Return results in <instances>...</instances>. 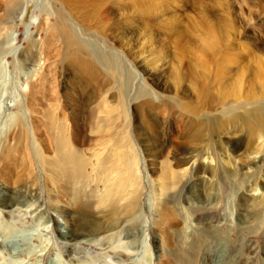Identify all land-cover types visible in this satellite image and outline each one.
Returning <instances> with one entry per match:
<instances>
[{
  "label": "rangeland",
  "instance_id": "obj_1",
  "mask_svg": "<svg viewBox=\"0 0 264 264\" xmlns=\"http://www.w3.org/2000/svg\"><path fill=\"white\" fill-rule=\"evenodd\" d=\"M7 1L0 0V5L4 7ZM27 6L24 23L13 38L16 53L0 57V133L18 114L25 117L29 130L32 127L31 115L19 106L28 94L25 78L30 69L17 63L19 54L28 50L29 36L46 46V30L39 29V20L32 19L51 13L49 19L54 20V13L59 11L71 14L88 35L97 38L106 53L111 68L105 75L116 85L109 92L126 94L133 100L127 105V134L135 153L134 172L143 192V209L129 216L130 222L114 220L117 225L112 223L114 217L78 211L72 225L67 224L69 231L63 223L59 226L54 217L59 210L67 214L60 209L67 191L50 182L32 160L34 137L29 133L27 147L16 149V155L13 151L9 154L16 156L15 160L0 159V200L5 198L6 202L0 209L22 207L17 216L6 212L0 216V264H109L119 250H130V254L120 255L115 264H264V208L255 210L250 202L243 203L237 190L245 188L252 177V169L243 167L247 159H238L231 149L220 151L216 144L215 159L227 181L218 189L222 193L220 206L204 211L202 222L196 219L200 211L197 213L194 206L186 211L179 207L174 219L177 225L166 228L154 218L155 197L166 191L160 187L165 173L169 169L180 172L170 156L155 159L152 154L158 139L171 135L189 145L193 139L186 133L187 121L200 115L212 116L229 106H264V0H30ZM45 53V49L38 51L36 57ZM72 78L65 73L58 90H68ZM155 84L160 86L162 98H145L143 89ZM147 99L151 100L149 105H141ZM112 104L109 101L108 105ZM244 110H249L254 119L243 128H264L263 108ZM257 143V135L252 132L242 141L252 149ZM257 168L255 176L264 179V165ZM91 182L95 189L98 183ZM108 182L116 184L117 176H109ZM102 188L97 186L94 194ZM253 213H257L255 219ZM211 218L222 222L219 229L226 230L227 235H210L213 231L205 221ZM79 221L97 229V233L78 232L75 236ZM240 222L245 227L242 231L237 225ZM195 224L202 226L197 230ZM178 226H182L180 232ZM118 231L123 233L120 238L112 235Z\"/></svg>",
  "mask_w": 264,
  "mask_h": 264
},
{
  "label": "bare ground",
  "instance_id": "obj_2",
  "mask_svg": "<svg viewBox=\"0 0 264 264\" xmlns=\"http://www.w3.org/2000/svg\"><path fill=\"white\" fill-rule=\"evenodd\" d=\"M29 2L30 0H10L4 7L3 4L0 5V57L8 52L16 53L13 38L17 35L18 26L24 23L23 19ZM45 14L46 16L42 14L41 17L32 19L37 23L39 20L38 28L46 30L45 48L44 44L40 45L31 35L28 50L20 53L17 61L19 65L22 64L30 69L25 78L26 86L29 85L28 94L25 100L20 101L19 106L31 115L32 127L29 130L25 125V117L18 114V117L11 121V125L0 133V159L7 160L12 151L27 147L26 137L30 133L34 137L32 160L41 166L42 172L47 175L50 182L53 181L57 187L67 191L63 207L60 208L67 214L56 209L58 212L54 217L59 226L63 223L69 231L67 224L72 225L78 211L84 215L96 213L97 217L103 215L114 217L112 223L115 225L119 221L130 222L129 216H135L140 208L143 209L141 203L143 192L134 172L135 153L132 149V139L127 134L129 120L127 105L132 104L133 100L126 94L124 98L123 95L118 96L117 92H109L116 85L114 86L115 83H111L110 78L105 75V72L109 74L111 66L109 62L107 63L106 53L98 45L95 36L88 35L86 29L81 27V23L74 21L72 15L67 12H55L54 20L49 19L51 13ZM43 48L45 52L47 50V53L37 58L36 53L44 50ZM32 55L33 58H28ZM106 66L107 69H104ZM65 73H69L74 78L71 79V83H67L70 85L68 90L62 88L59 91L60 79L65 78ZM111 81L114 80L111 79ZM159 87L155 84L151 85L149 90L142 88L143 96L152 100L161 99L163 92L160 94ZM103 92L109 95H103ZM109 101L113 104L108 105ZM149 101L151 100L147 99L141 105L148 104ZM244 108L257 110L264 109V106H229L212 116L205 114L187 121L190 123L186 125V133L193 139L192 144L189 145L178 142L172 135L169 138L158 139L153 156L155 159L170 156L174 168L180 173L169 169L164 175L165 181L160 184V187L166 191L158 192L155 197L156 222L167 226L166 228H169L172 223L177 225L174 221L177 209L181 207V211H186L189 206H194L197 213L200 211L196 219L202 222L204 211L217 209L220 206L222 193H218V189L227 181L220 164L215 159L216 144L218 148H221L220 151L231 149L238 159L245 158V162L247 159L243 166L247 170L256 169L250 171L252 177L245 185L243 184L245 188L237 190L239 199L243 203L250 202L255 210L264 208V179L255 176V172L259 170L257 167L264 165V128L260 125H257L255 130L243 128L242 126L247 127L254 119V115L249 110L245 111ZM240 115H242L241 118ZM240 130L244 133H240ZM251 132L257 135L259 141L254 147L255 150L251 146L242 144ZM231 135L233 139H230ZM195 140L202 141L203 145H197ZM153 144L155 141L152 142ZM228 145L230 148H227ZM166 167L169 165L167 164ZM111 175L117 176L116 184H109L108 177ZM93 180L98 183L95 185L96 188L99 185L103 187L97 194H94L97 191L96 188L91 187ZM215 188L217 190L213 191ZM5 204V198H1L0 206ZM1 209L0 216L2 212L14 216L22 210V207L16 205L10 208L13 210L7 209L8 211ZM256 214L253 213L254 219ZM205 222L209 223L208 228L213 231L210 235L221 236L222 233L227 235L226 230L219 229L222 222L213 218ZM237 225H241V231L245 229L241 222ZM201 226V224H195L197 230ZM181 228L182 226H178L176 230L180 232ZM73 232L75 236L78 232L95 234L97 229L89 228L85 222L79 221ZM122 234V231L112 233L119 238ZM164 244H166L165 239H163ZM157 246L159 247L160 243ZM13 248L16 249L15 246ZM123 254L129 255L130 250L125 253L119 250L109 264L117 263L115 259Z\"/></svg>",
  "mask_w": 264,
  "mask_h": 264
}]
</instances>
